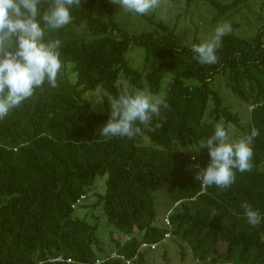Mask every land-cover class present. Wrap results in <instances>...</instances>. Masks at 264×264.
Masks as SVG:
<instances>
[{"label":"trees","instance_id":"16d2710c","mask_svg":"<svg viewBox=\"0 0 264 264\" xmlns=\"http://www.w3.org/2000/svg\"><path fill=\"white\" fill-rule=\"evenodd\" d=\"M247 1L185 0V6L204 2L218 19ZM51 2L40 0L41 11ZM115 13L111 0H79L70 24L46 30V40L61 42L64 70L56 87L44 84L0 119V264H126L114 255L144 264L150 249L141 245L167 239L182 253L186 244L198 264H264V25L251 36L228 33L216 63L202 65L191 45L178 42L176 25L144 14L139 17L152 30L131 35ZM77 28L84 29L80 40L72 33ZM133 48L143 52L137 68L126 58ZM166 77L164 106L138 135H99L109 114L92 111L87 92L101 87L115 97L126 91L124 81L156 94ZM216 78L250 107L245 124L224 104ZM217 123L241 137L257 130L251 170L235 173L228 188L202 189L195 172L208 163L207 150L182 148H194ZM104 177L105 193H94V203L85 205L88 191ZM242 205L260 214L258 225L247 223ZM78 209L100 212L114 227L112 253L100 257L103 223L76 216ZM127 236L129 241L119 240Z\"/></svg>","mask_w":264,"mask_h":264},{"label":"clouds","instance_id":"9594fccd","mask_svg":"<svg viewBox=\"0 0 264 264\" xmlns=\"http://www.w3.org/2000/svg\"><path fill=\"white\" fill-rule=\"evenodd\" d=\"M120 11L140 16L156 9L158 0H112ZM79 0H52L41 11L40 0H0V119L7 117L25 100L32 97L44 84L56 87L57 77L64 70L60 58L61 42L45 39L46 30H57L72 21L71 10ZM231 31L227 22L218 23L209 39L191 45L193 59L202 65L215 64L216 49L224 36ZM107 98L110 114L99 127V135L133 138L147 127L164 106L162 96L143 90L124 91L112 97L93 95L95 101ZM230 126L217 123L213 132L201 140L193 151L204 148L209 157L205 167L197 165L195 179L203 189L216 186L228 188L235 173L251 170V141L258 132L253 128L249 135L238 140L229 137ZM246 221L251 226L261 222L260 214L248 205H242Z\"/></svg>","mask_w":264,"mask_h":264},{"label":"rangeland","instance_id":"374dc122","mask_svg":"<svg viewBox=\"0 0 264 264\" xmlns=\"http://www.w3.org/2000/svg\"><path fill=\"white\" fill-rule=\"evenodd\" d=\"M112 1V0H111ZM224 4H229L233 0H219ZM113 3V2H112ZM116 8V21L119 26L129 32L131 35H137L141 32L152 30L151 25L139 16L124 13L120 11L118 4L113 3ZM159 6L146 15H153L156 20H163L166 24L173 27L176 25V36L180 44L192 45L205 41L210 38L214 27L221 22H227L231 26L229 33L234 34L238 37H246L254 35L257 29L264 25V0H248L246 3L240 5L239 9L234 12H228L218 19L215 18L216 12L207 6L204 2H196L186 8L185 0H158ZM98 12V11H97ZM96 14V13H95ZM99 15L104 18L103 13L99 12ZM72 33L75 39L80 40L83 37L84 29L77 28L73 29ZM143 52L139 48H133L128 51L126 58L129 61L130 66L137 68L143 61ZM70 72V68L67 69V73ZM218 78V77H217ZM216 78V79H217ZM71 80H75V75L70 76ZM167 77L163 79L161 89L158 93L153 94L157 96H165V85ZM120 84V82H119ZM121 85L128 92H134L140 89L129 86L126 82L121 81ZM215 87L223 97L224 104L231 107L233 112H238L241 115L242 122L245 124L249 119L250 107L247 106L241 99L232 94V92L226 87L225 79L219 78L215 83ZM147 93V90H143ZM152 94V93H150ZM93 95L102 96L105 95L101 87L96 88L94 91H89L84 95L86 101L89 102L91 110L99 114H110L109 102L104 99L95 101L91 98ZM229 137L231 140H238L241 137V133L235 128H231ZM175 145V144H174ZM180 148L179 146H177ZM192 147H183L182 150L186 152H192ZM106 179L99 178L94 183V188L88 191L85 205H91L95 201L94 193L103 194L106 190ZM159 204L165 202L164 194H160ZM82 209H78L75 212L76 216L83 217L86 214V220L95 222L100 220L101 225L103 220L100 219V212H93V214L86 213ZM160 216L163 215L162 210H158ZM162 214V215H161ZM99 216V218H97ZM84 217V218H85ZM104 223L102 230L100 231L102 241L104 244V254H110L114 251V245L109 242V232L116 235V230L112 225L107 226L105 223L106 218L103 217ZM184 252H181L178 244L167 239L156 246L155 250H148L146 252L144 264H198L197 260L192 256L190 248L183 244ZM135 264V263H132Z\"/></svg>","mask_w":264,"mask_h":264},{"label":"built area","instance_id":"2783aa9c","mask_svg":"<svg viewBox=\"0 0 264 264\" xmlns=\"http://www.w3.org/2000/svg\"><path fill=\"white\" fill-rule=\"evenodd\" d=\"M84 197H80V200H82ZM79 200V201H80ZM78 201V202H79ZM164 221H165V223L168 225L169 223H168V220H167V218H165L164 219ZM166 237H168V235L166 236ZM131 238L130 237H124V238H121V239H119L121 242H124V241H129ZM141 248L142 249H147V248H149L150 250H155L156 249V245L154 244V245H149V244H145V243H143L142 245H141ZM114 257H117V258H120V259H122L123 261H125V263L126 264H129V261L128 260H125L122 256H118V255H114Z\"/></svg>","mask_w":264,"mask_h":264}]
</instances>
